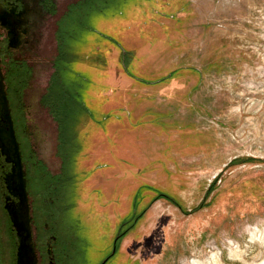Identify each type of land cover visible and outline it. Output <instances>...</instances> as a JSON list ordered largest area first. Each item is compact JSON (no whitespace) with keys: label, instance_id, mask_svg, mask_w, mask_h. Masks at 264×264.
Wrapping results in <instances>:
<instances>
[{"label":"rangeland","instance_id":"1","mask_svg":"<svg viewBox=\"0 0 264 264\" xmlns=\"http://www.w3.org/2000/svg\"><path fill=\"white\" fill-rule=\"evenodd\" d=\"M130 1L158 14L129 5L134 25L156 19L139 48L98 43L87 19L56 84L64 177L40 219L68 264L115 246L107 264H264V0ZM16 242L0 191L1 264Z\"/></svg>","mask_w":264,"mask_h":264},{"label":"flooded vegetation","instance_id":"2","mask_svg":"<svg viewBox=\"0 0 264 264\" xmlns=\"http://www.w3.org/2000/svg\"><path fill=\"white\" fill-rule=\"evenodd\" d=\"M92 2L0 0V131L8 137L10 114L22 155L40 264H68L63 256L68 257V253L63 250L61 254L57 233L49 223H43L47 219H40L36 205L41 199L44 203L51 199L54 204L51 196L45 195L57 192L64 177L63 131L60 125H54L49 110L61 105L58 97L65 96L56 84L63 81L69 60L81 57L70 52L82 53L78 42L80 35L87 33L81 32L89 29L83 23L90 19L87 4ZM77 96V102L83 104L81 95ZM7 140L10 142V138ZM13 166L0 149V191L5 205L7 199L9 203L18 202L6 182ZM38 185L40 190L35 189ZM11 226L17 241L12 223ZM116 254L115 246L101 264H107Z\"/></svg>","mask_w":264,"mask_h":264},{"label":"water","instance_id":"3","mask_svg":"<svg viewBox=\"0 0 264 264\" xmlns=\"http://www.w3.org/2000/svg\"><path fill=\"white\" fill-rule=\"evenodd\" d=\"M8 122L10 124L8 137L5 138L0 131V149L2 154L6 156V161L14 165L12 173L6 178V182L12 196L18 199V202L9 203V199H7L5 210L17 234L16 264H40L37 246L33 238L32 217L30 213L29 195L27 192V181L23 170L22 155L15 137L10 114ZM8 138H10V142L7 140Z\"/></svg>","mask_w":264,"mask_h":264},{"label":"crops","instance_id":"4","mask_svg":"<svg viewBox=\"0 0 264 264\" xmlns=\"http://www.w3.org/2000/svg\"><path fill=\"white\" fill-rule=\"evenodd\" d=\"M133 3V7L136 5L138 6V8H140L139 10L144 9V12H146L147 15H149L150 13H154L155 15H158L157 13H155L153 11V9L147 5L146 7H142L143 3L140 1V3H138V1H130V0H118L114 1V0H93L92 3H88L87 7H88V13L90 12L91 16L90 19H94L95 21L98 22V24L101 27L98 31H94V36L98 37V43H102L104 38L106 36H110L113 39H116L117 41H120L122 43H125V47L127 48H131L133 50L139 48V46L141 45V43H139L140 45L137 44H132L131 42H133L130 38L133 37H143V34L147 31V30H151L150 27H152V23H155L154 21H156V19L153 17L152 19L151 16H147L149 19L148 20H144L139 22L138 24H135L134 19L130 16V7L129 5ZM142 3V4H141ZM108 7L110 8V10H107ZM93 10V11H92ZM94 10L96 11V13L94 15H92L94 13ZM146 10V11H145ZM139 14V13H137ZM89 18V16H87ZM134 17V16H133ZM157 17V16H156ZM144 19V18H143ZM147 19V18H146ZM103 29H105V31H103ZM145 30V32L143 33L140 30ZM93 34H90L89 32L86 33V36H90L93 37ZM94 38V37H93ZM96 39V38H95ZM142 40V39H141ZM144 40V39H143ZM97 44V43H96ZM120 45V44H119ZM97 104H100L99 101H96L94 103V106L96 107ZM82 107H84V109H88L87 108V104H85V102L83 104H81ZM139 111H143V109H138ZM88 111V112H87ZM86 114L82 115L85 116L86 120H87V116L89 115V118H93V111L87 110ZM91 112V113H90ZM87 115V116H86ZM88 125V127L86 128L87 131H100L102 132V129L100 128L101 125L99 124H93L95 125L94 127H89L91 124H86ZM99 126V127H97ZM82 127V124L80 123L78 125L77 131ZM96 152V151H95ZM97 154V152H96ZM128 175H126V179H129V174L132 173H127ZM116 179H121L119 173H106L105 175H102L101 178V182L103 181H110L113 180V178ZM131 178L134 179V176L131 175ZM102 190V189H100ZM103 192V191H102Z\"/></svg>","mask_w":264,"mask_h":264},{"label":"trees","instance_id":"5","mask_svg":"<svg viewBox=\"0 0 264 264\" xmlns=\"http://www.w3.org/2000/svg\"><path fill=\"white\" fill-rule=\"evenodd\" d=\"M11 228H12V226H11V223H10V231L13 232V230H11ZM122 236H124V235H121V237L119 238L118 242L120 241V239L122 238ZM14 239H15V238H14ZM15 250H16V248H15Z\"/></svg>","mask_w":264,"mask_h":264}]
</instances>
